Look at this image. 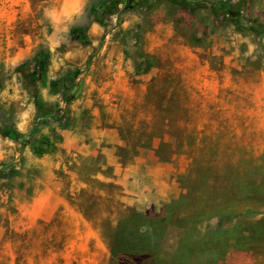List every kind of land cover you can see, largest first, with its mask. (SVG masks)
Segmentation results:
<instances>
[{"label": "rangeland", "instance_id": "1", "mask_svg": "<svg viewBox=\"0 0 264 264\" xmlns=\"http://www.w3.org/2000/svg\"><path fill=\"white\" fill-rule=\"evenodd\" d=\"M97 1L0 0V264H264V0L218 17V0H117L101 21ZM76 99L118 119L122 165L149 148L162 175L116 186L87 162L78 187L60 166L54 211H27L41 177L23 152L56 148ZM35 100L51 113L29 134Z\"/></svg>", "mask_w": 264, "mask_h": 264}, {"label": "crops", "instance_id": "2", "mask_svg": "<svg viewBox=\"0 0 264 264\" xmlns=\"http://www.w3.org/2000/svg\"><path fill=\"white\" fill-rule=\"evenodd\" d=\"M70 107L73 124L68 128L57 129L60 139L55 143L56 148L40 156L31 155L29 148L23 154L32 163L41 179L39 187L34 189L27 211L32 207L40 213L53 212L58 204V184L54 170L58 167L67 168L72 182L78 187L85 185V173L82 165L92 162L96 166L94 173L89 175L100 181H110L118 185V180H127L130 187H138L136 173H146L150 169L162 170L165 165L157 161L152 149L139 148L130 161L124 165L118 159V145L121 139L118 135L117 121L113 118L103 121L97 108H91L86 101L76 99ZM66 164V165H65ZM145 199L146 195H139ZM39 208H38V207Z\"/></svg>", "mask_w": 264, "mask_h": 264}, {"label": "trees", "instance_id": "3", "mask_svg": "<svg viewBox=\"0 0 264 264\" xmlns=\"http://www.w3.org/2000/svg\"><path fill=\"white\" fill-rule=\"evenodd\" d=\"M129 1L130 0H127L126 2L129 3ZM225 2H226V0H218L217 2H215L212 5L211 11H212V14L214 17H218V9L220 6L224 5ZM114 3H117V0H98L97 2L90 5V10L93 11L97 15L96 17H97L98 21H101L102 17L106 16V14H108L112 11V9L114 7ZM68 34H69L70 38L80 42L81 44H87L88 43L86 26H84V25H76V26L71 27L68 31ZM47 59H48L47 51L43 48H38L33 54V60L35 63V68L31 70V72L29 73V75H27V77H29L30 79H33V80H38V79L42 78L43 66H44ZM75 74H76V71H74L72 73V76H74ZM50 85L53 89H57L60 85L62 86L61 97L64 100L66 99V96L70 92H72L73 83H67L65 80V77H63V76L56 79V80L51 81ZM34 108H35V117H34V120L32 122V125L30 127L29 134L36 130L37 121L39 119L46 118L51 113L48 110V108H46V106L43 107L41 102H39L38 100H35ZM56 117L58 120L63 119V116L60 114H57ZM152 132L153 131H149V133H152ZM165 133H166L165 130H162L159 133L161 140H164ZM7 134L12 138H15L16 136L22 137L25 135V134H20L17 130H9L7 132ZM164 143L165 142L160 141L159 147L161 145H163ZM159 147L156 150V152H157L158 156L160 158H162Z\"/></svg>", "mask_w": 264, "mask_h": 264}]
</instances>
